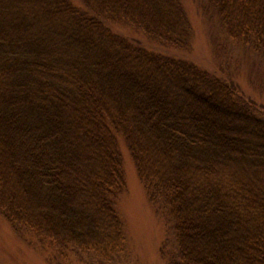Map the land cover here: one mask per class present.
I'll return each instance as SVG.
<instances>
[{
    "label": "trees",
    "instance_id": "1",
    "mask_svg": "<svg viewBox=\"0 0 264 264\" xmlns=\"http://www.w3.org/2000/svg\"><path fill=\"white\" fill-rule=\"evenodd\" d=\"M208 1L231 36L264 48V0ZM116 24L165 48L191 34L181 0H0L4 216L116 251L120 135L176 235L167 264H264V118L227 80Z\"/></svg>",
    "mask_w": 264,
    "mask_h": 264
},
{
    "label": "rangeland",
    "instance_id": "2",
    "mask_svg": "<svg viewBox=\"0 0 264 264\" xmlns=\"http://www.w3.org/2000/svg\"><path fill=\"white\" fill-rule=\"evenodd\" d=\"M181 2L191 27L185 48H165L149 42L139 30L117 24L116 28L145 43L147 49L157 47L164 50L163 54L186 61L209 76L227 80L233 84L229 88L238 102L250 103L252 113L264 118V48L253 47L240 35L231 36L208 0ZM117 144L125 181L116 200L117 215L123 225L122 245L109 254L76 245L65 247L27 226L17 227L0 208V264H167L164 254L176 250V235L167 213H161L152 204L127 140L118 135Z\"/></svg>",
    "mask_w": 264,
    "mask_h": 264
}]
</instances>
